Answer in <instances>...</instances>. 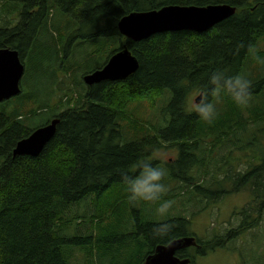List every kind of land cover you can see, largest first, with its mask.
<instances>
[{
  "label": "trees",
  "instance_id": "16d2710c",
  "mask_svg": "<svg viewBox=\"0 0 264 264\" xmlns=\"http://www.w3.org/2000/svg\"><path fill=\"white\" fill-rule=\"evenodd\" d=\"M207 1L214 3L206 4ZM0 2L18 13L16 28L6 23L0 26V49H17L30 66L24 77L23 94L0 105V264H72V253L76 249L82 252L94 250L99 264H143L158 246L193 237L189 230L191 223L186 218L161 220L144 205L138 209L130 204L120 173L123 170L131 172L139 159L149 157L158 148L153 145L159 144L160 140L176 142L183 164L167 172L165 183L169 185L176 180L192 184V197L188 201L215 200L213 190L222 185L226 188L231 183L229 178L218 181L215 174L207 175L210 180L208 187L204 188L195 186L194 180L185 177L191 168L207 167L206 161L199 157L201 149L197 143H210L213 157L222 148L227 133L222 132L231 128L232 121L242 120V107L237 106L230 96L222 94L225 108H231L219 125L224 127L221 132L216 125L218 117L208 124L196 113L185 117L179 115L170 129L156 131L153 145L143 140L130 141L144 135L146 129L127 111L129 105L150 99L155 92L158 96L163 95V88L174 94L171 107L179 109L186 89L204 91L210 74L216 70L228 76L241 75L251 83L247 64L258 41H264L261 39L264 38V0L254 3L249 0H169L166 3L156 0H60L64 7L56 3L65 13L79 8V13H75L81 19L75 26L81 34L80 42L75 46L70 41H59L54 37V34L59 36L66 26L61 15L57 17L50 13L52 8L57 9L53 0ZM220 2L236 7V14L203 35L188 31L164 33L138 43L127 40L118 31L116 20L133 12L158 10L165 5L208 6ZM247 4L250 8L241 11ZM256 6L259 8L252 9ZM105 37L114 43L116 38L119 39L109 55L121 46L127 47L138 59L140 67L126 80L106 81L88 87L83 76L95 72L96 68L91 65L92 61L85 62L82 45L106 48L107 45L101 44ZM259 59L264 61V55ZM41 70L46 71L47 81L39 88H31L36 105L22 115L20 108L24 105L21 103L29 97L25 98L26 84L36 83L29 77H40ZM58 71H75L80 78L73 81L76 89L64 93L65 103L50 106L52 92L47 93L43 87L51 83L52 88L57 86ZM255 75V82L259 81L263 87L257 86L251 91L254 84H250L249 95L253 96H250L248 105H257L251 103L252 100H262V106H258L255 112L262 115L264 73ZM11 103L15 104L9 105ZM57 105H66V108L59 113ZM40 110L46 112L38 113ZM54 119L59 120L55 137L39 157H13L16 145L36 130L33 126L41 123L38 129ZM123 122L135 132L125 130L121 125ZM238 131L236 127L233 134ZM247 174L235 181L231 189H221L227 195L245 190L252 193V205L240 212L245 217L256 210L259 202H264L263 159L257 169ZM256 182L260 185L253 192ZM91 200L93 211L75 216V208L86 207ZM110 207L114 209H108ZM107 210L115 213L109 221L104 215ZM87 220L91 221L90 229L84 224ZM157 223H171L173 229L166 237L156 238L151 230ZM96 230L97 234L94 233ZM244 230L245 223H242L233 232L242 234ZM230 241L229 234L198 239L199 247L193 251L197 257L206 256V251L225 249ZM192 249L181 250L176 256L190 259L194 264L195 257L189 253ZM89 264L95 263L91 261Z\"/></svg>",
  "mask_w": 264,
  "mask_h": 264
},
{
  "label": "rangeland",
  "instance_id": "374dc122",
  "mask_svg": "<svg viewBox=\"0 0 264 264\" xmlns=\"http://www.w3.org/2000/svg\"><path fill=\"white\" fill-rule=\"evenodd\" d=\"M167 1L169 0H156V2L161 3H166ZM249 1L251 3H254L257 0ZM53 2L54 6L57 7V9L52 8L50 13L55 14V16L57 17L61 15L62 20L65 23L64 26H66V28L59 36L54 34V37L59 41H70L72 46H75L76 43L80 42L79 35L81 34L77 30V26H75L81 19L78 18L76 14L79 13V8H75L70 13H65L57 5L58 3L59 5L63 6L60 0H56L57 3L54 0ZM207 3L214 2L207 1L206 4ZM217 4L222 3L220 2ZM0 6H2V8L0 7V26L6 23L11 27H14L18 23V20L16 19L18 13L12 12L11 9L5 5L3 6L2 2H0ZM248 8H250V6L247 4L241 9V11ZM258 8L259 6H256L252 9ZM69 10H72L71 7H69ZM75 11L78 12L75 13ZM118 21L119 20H116L117 27ZM188 32L194 33L195 35L205 34L191 31ZM164 33L165 32L156 33L147 38L146 41L150 38L152 39L153 37ZM46 36L48 38L50 37L48 33L46 34ZM118 42V38L115 39L114 43L112 39L105 37L101 40V44L107 45L108 47L106 48H103V46L97 47L96 45L92 46L83 44L82 47H84L83 56L85 58V62L92 61L91 65L96 69L102 67L111 55H109V52L116 46V44H118ZM134 42L139 43L141 41ZM262 55H264V41H258L257 47L256 49H253L247 64V72H249L251 76L250 84H252V82L254 84L251 87V91H254L257 86L261 88L263 87L259 84V81L255 82V74H258L260 72L264 73V61L259 59V57ZM29 69L30 66L26 61V71H29ZM58 72L60 75L56 76L55 79L57 86L52 88L53 84L51 83L50 85L45 84V86L43 87V90L47 91V93H49L50 91L52 92V94L50 95V99H52V105L50 106H53L54 103L55 105L59 102L65 103L66 100L64 98L66 96H64V93L68 92L70 89H76L72 85L74 83L73 81L74 79L80 78V76L77 75L75 71H70L68 73L65 71ZM38 75L40 77H29V80L32 78L35 79L36 83L30 82L26 84L27 92H25V98H27L28 96L29 97L26 101L24 100L21 103V105H24L22 108H20L23 112L22 115H26L28 111L32 109V105H36L33 103L34 98L31 96V93H33L31 91V88L33 86L39 88L40 84H43L47 81V78L45 77L46 71L41 70ZM50 77L52 76L50 75ZM85 85L90 87L86 83ZM162 90L164 94L161 96H158L159 94H156L155 92L150 97V99H144L138 103L135 102L129 105L127 114L129 116H134L139 121L140 126L146 129L144 135L133 137V139L130 141L143 140L144 142L153 145L152 141H154V139L156 138V131L161 132L170 129L174 124V120L179 115L185 117L187 114H191L187 111L186 108L187 101L189 99H194L196 102H199L200 100V97L196 95V93H198L199 91H197L196 89H191V87H189L185 91L181 108L175 110L171 107L174 94L169 92L167 88H163ZM250 96L253 95L250 94ZM209 99L212 98L210 97ZM261 101L252 100L251 103L257 105H247L246 107L242 108V120H239L237 122L232 121L231 128L222 132V134L227 132L224 135L222 148L218 152H215L213 157L211 154V144H200V142L197 141L198 143L196 146L201 149L199 157L202 159V161L203 159L204 161H206L207 167L191 168L189 169L188 174L185 178L194 180L195 186H202L204 188L208 187V182L210 180V177L207 175L215 174V178L218 181H223L229 178L231 183L226 188H224V185H222L220 189H216L218 190V192L221 191L222 193H218L216 190H213V193L216 195L215 200L211 201L203 198L188 201V199L192 197V184H184L182 182L173 180L174 182L168 185L169 191L164 199H170L174 201V205L167 218H186L191 223V227L189 228V230L201 240L211 239L213 235L229 234L231 237V241L226 245L225 249H210L206 251V256L197 257L196 253L193 250H190L189 253L195 257L194 264H264V202H262V204H260L259 202L256 210L245 217L242 216L240 212L248 204L252 205L251 201L254 200L252 193L245 190L237 194L227 195L223 193L224 190H221L231 189L232 184L235 181L245 178V176L248 175L247 173L257 169L259 167L258 163H260L262 158L264 162V113L262 115L255 113L257 107L262 106ZM14 104L15 103H11L9 105ZM225 105L226 103H224L221 98L218 102H216L218 111V121L216 125L218 127V132H221V130L224 129L223 126L221 127L219 125L221 121L224 120L225 115H229V111L231 108L229 107L226 109ZM57 106L60 107V109L58 108L57 110L59 113L66 108V105ZM42 112H46V110L38 111V113ZM40 124L41 123L33 126L32 128L37 129V126ZM121 125L125 130L130 129L134 131L128 126L126 122L121 123ZM236 127H238L239 131L237 134H233ZM229 130H231V132ZM234 135L236 136L233 139H230ZM158 143L159 144L157 145H153L154 148H156L157 146L158 148L154 150L149 156V158L154 161L155 165H162L166 169L175 170L183 164V156L180 153L178 143H163L161 140ZM164 182H166V180ZM259 185L260 184L258 182L254 183L253 192L258 188ZM136 207L139 209L140 205ZM145 208L148 209L146 206ZM93 209L94 207L92 200L88 201L86 207L83 205L81 207L75 208V216L87 215L92 212ZM108 209L114 208L110 207ZM124 212L127 213L126 208ZM104 215L107 216V221H109L110 219H113L115 213L113 214V211L107 210V213H104ZM254 222L255 224H252ZM242 223H245V230L242 231L243 233H234L233 230L238 228ZM84 224L87 229H90L92 226L90 220L85 221ZM94 233L97 234V230ZM91 261L95 264H99L96 262L94 250H87L85 252H82L79 249H76L72 253V264H89Z\"/></svg>",
  "mask_w": 264,
  "mask_h": 264
},
{
  "label": "water",
  "instance_id": "95a60500",
  "mask_svg": "<svg viewBox=\"0 0 264 264\" xmlns=\"http://www.w3.org/2000/svg\"><path fill=\"white\" fill-rule=\"evenodd\" d=\"M237 8L228 4L209 6L165 5L158 10L131 13L121 19L119 30L130 40L145 41L161 32L191 31L206 33L236 14ZM139 62L128 48L114 54L104 69L84 78L87 85L101 82L123 81L135 74ZM25 72L17 50H0V103L21 93V80ZM59 120L35 131L29 138L20 141L13 151V157H39L47 144L55 137ZM196 247L194 237L173 241L167 246H158L143 264H191L190 259H180L177 252Z\"/></svg>",
  "mask_w": 264,
  "mask_h": 264
},
{
  "label": "clouds",
  "instance_id": "9594fccd",
  "mask_svg": "<svg viewBox=\"0 0 264 264\" xmlns=\"http://www.w3.org/2000/svg\"><path fill=\"white\" fill-rule=\"evenodd\" d=\"M249 89L250 81L245 77L228 76L216 70L210 74L206 89L196 93L200 97L199 102L189 99L186 108L188 112L196 113L200 120L211 124L218 117L216 102L222 94L230 96L237 106L243 108L249 103ZM120 175L130 204L146 206L159 219L169 216L174 201L164 199L169 187L164 182L167 170L162 165L154 166L151 158L144 157L137 161L131 172L123 170ZM172 229L171 223H157L151 231L154 237L164 238Z\"/></svg>",
  "mask_w": 264,
  "mask_h": 264
},
{
  "label": "bare ground",
  "instance_id": "6f19581e",
  "mask_svg": "<svg viewBox=\"0 0 264 264\" xmlns=\"http://www.w3.org/2000/svg\"><path fill=\"white\" fill-rule=\"evenodd\" d=\"M135 13H138V12H135ZM17 146V145H16Z\"/></svg>",
  "mask_w": 264,
  "mask_h": 264
}]
</instances>
